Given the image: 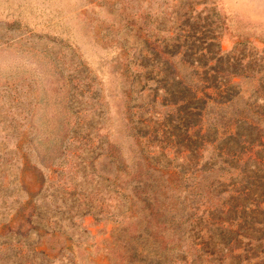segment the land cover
Segmentation results:
<instances>
[{"label": "rangeland", "instance_id": "1", "mask_svg": "<svg viewBox=\"0 0 264 264\" xmlns=\"http://www.w3.org/2000/svg\"><path fill=\"white\" fill-rule=\"evenodd\" d=\"M213 38L264 65V0H0V264H120L130 186L121 194L102 177L120 184L141 151L131 117L143 115L148 151L172 145L171 108L139 110L150 84L133 75L139 53H161L160 66L163 51ZM255 84L241 79L248 92ZM181 249L197 253L191 238Z\"/></svg>", "mask_w": 264, "mask_h": 264}, {"label": "trees", "instance_id": "2", "mask_svg": "<svg viewBox=\"0 0 264 264\" xmlns=\"http://www.w3.org/2000/svg\"><path fill=\"white\" fill-rule=\"evenodd\" d=\"M216 41L204 50L163 51L160 66L161 53H139L133 75L144 78L142 89L150 82L139 110L171 108L162 123L172 145L148 151L143 115L139 125L131 117L141 151L132 149L120 184L117 175L102 177L121 194L130 186L132 228L118 238L120 264H201L203 257L205 264H264V65L242 63ZM176 54L190 71L169 66ZM250 76L256 84L248 92L241 79ZM186 238L197 253L181 249Z\"/></svg>", "mask_w": 264, "mask_h": 264}]
</instances>
